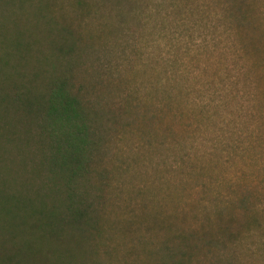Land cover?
I'll use <instances>...</instances> for the list:
<instances>
[{
  "label": "rangeland",
  "instance_id": "obj_1",
  "mask_svg": "<svg viewBox=\"0 0 264 264\" xmlns=\"http://www.w3.org/2000/svg\"><path fill=\"white\" fill-rule=\"evenodd\" d=\"M232 2L130 0L118 18L81 23L76 76L103 136L108 212L129 235L121 264L161 259L182 230L218 222L216 207L234 213L240 190L257 222L191 260L264 264V0H241L253 11L242 25Z\"/></svg>",
  "mask_w": 264,
  "mask_h": 264
},
{
  "label": "trees",
  "instance_id": "obj_2",
  "mask_svg": "<svg viewBox=\"0 0 264 264\" xmlns=\"http://www.w3.org/2000/svg\"><path fill=\"white\" fill-rule=\"evenodd\" d=\"M128 1L0 0V264H121L129 235L108 212V174L95 168L103 136L76 72L88 47L81 23L118 18ZM232 1L238 23L250 20V6ZM250 199L240 190L234 213L225 218L216 207L221 220L182 230L161 259L146 263L193 264V250H210L222 234L257 222Z\"/></svg>",
  "mask_w": 264,
  "mask_h": 264
}]
</instances>
